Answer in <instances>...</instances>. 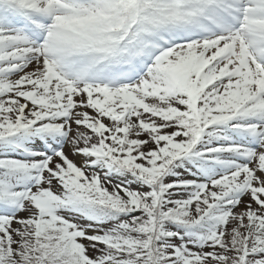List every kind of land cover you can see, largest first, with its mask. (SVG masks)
I'll use <instances>...</instances> for the list:
<instances>
[{
	"label": "snow or ice",
	"instance_id": "6c2138e0",
	"mask_svg": "<svg viewBox=\"0 0 264 264\" xmlns=\"http://www.w3.org/2000/svg\"><path fill=\"white\" fill-rule=\"evenodd\" d=\"M0 264H264V0H0Z\"/></svg>",
	"mask_w": 264,
	"mask_h": 264
}]
</instances>
